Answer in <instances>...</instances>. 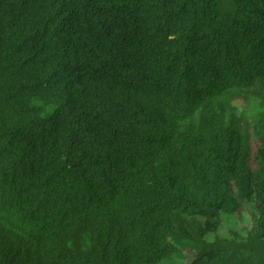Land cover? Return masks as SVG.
<instances>
[{
	"label": "trees",
	"instance_id": "16d2710c",
	"mask_svg": "<svg viewBox=\"0 0 264 264\" xmlns=\"http://www.w3.org/2000/svg\"><path fill=\"white\" fill-rule=\"evenodd\" d=\"M0 264H264V0H0Z\"/></svg>",
	"mask_w": 264,
	"mask_h": 264
},
{
	"label": "rangeland",
	"instance_id": "374dc122",
	"mask_svg": "<svg viewBox=\"0 0 264 264\" xmlns=\"http://www.w3.org/2000/svg\"><path fill=\"white\" fill-rule=\"evenodd\" d=\"M234 103L238 105L239 109H242L244 107V105H245L244 102H243V100H241V99H236L234 101ZM250 223L251 222L248 220L247 224L249 226H250ZM191 259H192V253L191 252H187L186 253V256H185V259H184V262L185 263H188Z\"/></svg>",
	"mask_w": 264,
	"mask_h": 264
}]
</instances>
